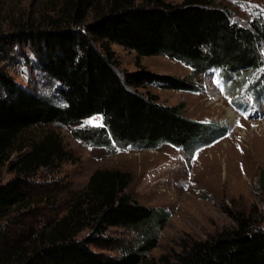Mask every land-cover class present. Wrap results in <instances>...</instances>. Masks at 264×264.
Here are the masks:
<instances>
[{"label":"trees","instance_id":"trees-1","mask_svg":"<svg viewBox=\"0 0 264 264\" xmlns=\"http://www.w3.org/2000/svg\"><path fill=\"white\" fill-rule=\"evenodd\" d=\"M74 1L75 25L55 20L48 27L9 34L12 47L27 46L36 68L54 82L55 98L30 91L0 69V165L9 159L17 135L37 124L74 125L72 134L79 141L111 151L161 143L188 151L220 136L222 127L193 120L182 114L179 105L162 104L155 94L138 91L145 84L190 91L194 89L190 81L142 67L120 76L112 43L139 56L163 54L188 66L193 76L211 72L223 83L260 72L252 90L254 96L264 98V70H260L264 20L254 18L247 26L241 25L224 8L203 0H148L145 4L106 0L104 10L96 9L100 0ZM83 8L93 11L84 23ZM9 36L0 34V46ZM92 116L100 117L99 125H82ZM62 154L47 136L11 163L14 176L0 182V218L26 205V177L40 167L48 168ZM127 182L125 172L94 170L66 214L49 228L38 230L30 244L0 247V264H140L157 245L167 212L132 199L125 192ZM228 213L236 221L234 228L192 241L172 262L162 258L149 264H264V228ZM87 226L91 234L77 239L76 233ZM108 227L128 228L135 238L127 243L105 237ZM89 245L115 249L118 255L95 251Z\"/></svg>","mask_w":264,"mask_h":264},{"label":"rangeland","instance_id":"rangeland-1","mask_svg":"<svg viewBox=\"0 0 264 264\" xmlns=\"http://www.w3.org/2000/svg\"><path fill=\"white\" fill-rule=\"evenodd\" d=\"M148 0H135L145 4ZM179 3L183 0H167ZM224 8L230 18L247 26L258 18L264 20V0H203ZM106 0L96 8L104 10ZM74 0H0V34L9 36L19 29L48 27L51 21L75 25L72 21ZM82 23L93 13L83 8ZM53 22V23H54ZM81 23V24H82ZM11 37L1 43L0 69L30 91L55 98L54 82L34 65L33 53L27 46L12 45ZM13 48V53L10 50ZM115 66L122 76L142 67L155 73L167 74L190 81L194 89L174 90L157 84L138 88L143 94H155L165 105H179L181 112L202 123L222 127L220 136L203 147L183 148L161 143L153 148L133 149L88 146L74 137V125L37 124L21 131L14 150L0 165V182L12 176L11 163L32 145L49 136L63 154L48 168L40 167L26 177V205L0 218V247L15 248L30 244L36 232L49 228L68 210L76 194L81 192L91 173L96 170H117L128 175L125 192L138 203L167 212L161 224L157 245L147 252L140 264L157 262L173 256L194 240L236 226L231 217L247 219L253 226L264 228V98L253 95L252 84L259 73L231 78L223 83L214 73L191 75V69L163 54L139 56L132 49L112 43ZM263 59H264V48ZM10 54L9 56L7 54ZM13 54V58L10 56ZM260 70H264L263 67ZM216 99V100H215ZM231 115L229 116V113ZM100 117L92 116L82 125H99ZM210 170V171H209ZM92 232L89 226L76 233L84 239ZM105 237L119 242H131L135 234L128 228L108 227ZM95 251L118 255L115 249Z\"/></svg>","mask_w":264,"mask_h":264},{"label":"bare ground","instance_id":"bare-ground-1","mask_svg":"<svg viewBox=\"0 0 264 264\" xmlns=\"http://www.w3.org/2000/svg\"><path fill=\"white\" fill-rule=\"evenodd\" d=\"M216 100V99H215ZM231 115V112L229 113V116ZM210 171V170H209Z\"/></svg>","mask_w":264,"mask_h":264}]
</instances>
